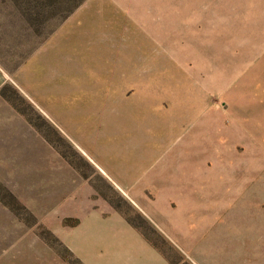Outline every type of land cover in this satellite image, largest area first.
<instances>
[{"label": "rangeland", "instance_id": "1", "mask_svg": "<svg viewBox=\"0 0 264 264\" xmlns=\"http://www.w3.org/2000/svg\"><path fill=\"white\" fill-rule=\"evenodd\" d=\"M73 3L0 0V264H82L61 233L104 204L174 263L194 264L182 248L199 262L205 237L235 264L257 203L233 201V161L264 164V51L248 61L264 0H82L64 16ZM151 150L161 173L141 182L169 193L191 247L103 169L117 177Z\"/></svg>", "mask_w": 264, "mask_h": 264}, {"label": "crops", "instance_id": "2", "mask_svg": "<svg viewBox=\"0 0 264 264\" xmlns=\"http://www.w3.org/2000/svg\"><path fill=\"white\" fill-rule=\"evenodd\" d=\"M260 39H263L262 42L256 44L255 41L253 42L251 57L248 59L249 63L264 51V37ZM7 78L5 70L1 68L0 60V90L7 82ZM257 87L258 84L256 83L255 89ZM253 93L257 94V91ZM158 122L166 124L169 127L167 130L176 125L170 118H166L164 121L162 117ZM163 159V154H159L157 150H151L150 156L145 161L138 160L130 167L119 166L117 177L111 176L105 168L103 169L114 184L128 195L135 206L156 226L160 227L163 233L176 241L171 232L165 228L167 222L175 225V231L182 236L185 246L191 247L195 245L194 238L189 235L186 228H183V224L169 220L170 218L164 212V208L170 202L165 194L169 195V193H165L160 188L153 191L141 182V175L150 167L155 176L161 173L159 167ZM94 161L100 165L96 159ZM233 162H235L232 169L233 174L236 172L235 167L237 169L241 167L238 176L234 174L236 179L233 201H238L245 190H249L254 203L257 205L250 210L251 218L248 220L249 228H253L254 232L247 240L238 244L240 253L236 254V259L232 262H236L235 264H264V164L257 169L250 166L251 161L249 163V160L244 164L237 159ZM260 180L261 184L259 183ZM170 193L172 196V192ZM148 194L154 195L155 200H148ZM170 205H172V201ZM218 209L223 211L222 205H218ZM61 238L82 264H180L171 261L143 231L130 223L121 211L106 204L82 215L77 225L70 231H62ZM199 246L201 252L199 262L188 255L184 248L182 249L194 264H222L219 261L220 255L215 249H209L205 237L204 240L200 241Z\"/></svg>", "mask_w": 264, "mask_h": 264}, {"label": "trees", "instance_id": "3", "mask_svg": "<svg viewBox=\"0 0 264 264\" xmlns=\"http://www.w3.org/2000/svg\"><path fill=\"white\" fill-rule=\"evenodd\" d=\"M82 0H74V3H73V5H72V7H70V9L68 10V12L67 13H65V15L64 16H66L73 8H75L80 2H81ZM1 91H2V89H1ZM1 93V92H0ZM128 221L130 222V223H132L133 225H135L134 224V222H132L131 220H129L128 219ZM136 226V225H135Z\"/></svg>", "mask_w": 264, "mask_h": 264}]
</instances>
